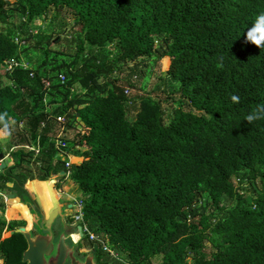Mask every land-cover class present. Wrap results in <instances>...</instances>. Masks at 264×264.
Masks as SVG:
<instances>
[{
	"label": "trees",
	"instance_id": "16d2710c",
	"mask_svg": "<svg viewBox=\"0 0 264 264\" xmlns=\"http://www.w3.org/2000/svg\"><path fill=\"white\" fill-rule=\"evenodd\" d=\"M64 11L80 29L68 39L73 58L0 75V114L15 133L0 191L14 178L24 185L64 171L53 138L65 127L73 135L63 141L81 158L69 176L84 196L80 224L98 239L85 234L82 244L99 264H118L100 240L127 264L155 256L162 264H264V120L245 121L264 104V48L244 40L264 0H0V66L44 40L60 43L63 30L45 37L29 24ZM152 58L168 59L163 97H129L128 62ZM44 99L60 105L49 114ZM38 138V155L23 149ZM242 181L256 186L251 199L239 192ZM16 226L0 219L3 264H25L22 235L3 237Z\"/></svg>",
	"mask_w": 264,
	"mask_h": 264
},
{
	"label": "rangeland",
	"instance_id": "374dc122",
	"mask_svg": "<svg viewBox=\"0 0 264 264\" xmlns=\"http://www.w3.org/2000/svg\"><path fill=\"white\" fill-rule=\"evenodd\" d=\"M9 1H13V0H9ZM12 19L14 22L8 24V28L11 30L14 29L15 25H17L16 18H12ZM74 20H76V18L71 16V14L67 11L62 12L59 15H56L55 12H51L44 20H42V18L40 17L34 18L29 24V27L33 29L34 33L38 32V35L39 34L44 35L45 37L47 36L55 37L63 30V32L61 33V40L60 43L52 41L53 43L50 44H47V42L44 40L43 44L40 47L38 48L31 47L27 51L22 52L21 61L24 63H28L32 68L41 65L42 62H44L45 60H47L48 62L54 61L52 65H49L48 62L44 65L45 68H51L56 64H60L61 61L67 62L71 58H73L72 54L75 53L76 46L68 42V39H70L72 35L80 31L78 27H73L72 24ZM33 40L34 38L31 41H29V43H31ZM157 46H159V43L157 44ZM69 51H71L72 53L71 55H67ZM135 62H128V66L134 69L135 74L132 75L131 77V83H133L134 88L130 90L127 95L131 98L147 96L157 99L159 98V95L163 97L161 92L159 93V90L166 89V84H167L166 71L168 68V59L163 58L162 60L157 62L155 58H152V60L149 62L148 61H139V62L135 61ZM5 72H6L5 66H0V75L4 76ZM5 81L6 83H10V81L6 77H5ZM162 104L164 105V102H162ZM75 129L80 130L79 121H77L75 125ZM13 130L14 129H12V131L9 130L10 134L8 136L0 137V147L5 153V157L7 156V161L9 165L12 162L10 160L11 159L10 148L11 146H13L12 140H13V134H15ZM72 135L73 133L71 131H68L67 136L71 138ZM74 162L78 163L76 161ZM23 165L31 169V166L28 165L26 162H24ZM17 171L18 170L14 171L15 175L16 173H18ZM27 172H29L28 169L26 170V174ZM42 182L43 181L34 180V183L36 184V186H38L37 187L38 191L36 190V192H38L40 196L46 193L45 187L44 185H42ZM59 186L60 188H57L56 190L57 196L64 202L73 204L74 206V208H72L73 214L74 211L75 212L77 211V213L79 212V214H81L80 202L84 198V196L81 193V191L78 189L76 184L71 179L65 178L63 179L62 183ZM238 186H239V192L241 193L242 196L248 199L252 198L253 190L256 187L254 184H251L246 181L244 182L242 181V183ZM9 193H10L9 189H4L0 191V203L2 202L6 203L5 198H7V195ZM44 203L47 204L46 202ZM49 204L51 205L50 200H49ZM234 204L235 202L232 201L229 204V206ZM21 211L23 212V210H21L18 207V205H15L14 203H10L9 201V203H6L5 205L4 214L0 212V219L5 221L6 223L7 222L16 223L17 225L16 228L22 227L25 225L24 222L26 217H24ZM13 212H17L16 216L13 215L14 214ZM4 216L6 220L4 219ZM78 217H80V215H78ZM71 220L80 223V221H76L75 219H73L72 215H71ZM9 234L10 232H4L3 237L9 236ZM205 248L206 250H209L212 249V246L210 245V243H207ZM85 249H89V248H85ZM108 258L120 264L117 259L110 256ZM0 260L2 261L1 258ZM96 261L98 263L97 258ZM148 264H162L161 256L153 257Z\"/></svg>",
	"mask_w": 264,
	"mask_h": 264
},
{
	"label": "water",
	"instance_id": "95a60500",
	"mask_svg": "<svg viewBox=\"0 0 264 264\" xmlns=\"http://www.w3.org/2000/svg\"><path fill=\"white\" fill-rule=\"evenodd\" d=\"M2 158L3 155H0V159ZM7 165L8 161L5 160L1 163L2 169ZM63 173V171L57 174L47 172V177L42 182L51 202L49 209L44 206V202L34 189V181L27 180L22 189L15 178L12 182L6 184V189L10 191L7 195V200L10 203L19 205L28 219L27 227L15 228L9 234V236L20 234L24 238L27 247L22 254L21 260L25 264H98L92 251L84 256L77 254L80 239H75V235L78 234L79 237L83 238L84 233L81 225H77L76 229L70 232L68 239H65L67 230V225L64 221L65 210H69L70 216H78V213L74 212L73 214V204L61 201L56 194L55 185L60 182ZM17 188L18 190L19 188L21 189L23 202H26L27 207L18 200L19 195H15V193L19 194L20 192V190L19 192L17 191ZM14 199H17V201ZM58 219L61 222L62 231L55 235L53 225Z\"/></svg>",
	"mask_w": 264,
	"mask_h": 264
},
{
	"label": "built area",
	"instance_id": "2783aa9c",
	"mask_svg": "<svg viewBox=\"0 0 264 264\" xmlns=\"http://www.w3.org/2000/svg\"><path fill=\"white\" fill-rule=\"evenodd\" d=\"M33 33H34V31H33ZM14 42L20 47H23L25 45V40H23L22 37L19 35L14 36ZM4 66H5L6 72L8 74H11L17 68H21V69L28 68L27 63H24L22 61H15V60L6 61L4 63ZM32 76L33 75L30 74V77H32ZM57 80H59L63 84L65 82L64 75H62V74L58 75ZM43 84H44V87L48 89L51 87L52 82L50 80H43ZM125 93L127 94L128 91L125 90ZM70 94H73L72 89H70ZM43 104H44V111L49 113V114H51L53 107H55L56 105L57 106L60 105V104H55V103L49 104V103H47V99L43 100ZM57 121L60 123H63L64 119H63V117H58ZM68 131H69V129L62 127V129L57 134V136L55 138H53V142H54L55 147H56L55 158L56 159L60 158L61 161H64V171H63L64 173L62 176L63 179L69 178L71 167L74 164H77L74 162V159H76V156L73 155L72 151L68 148V144L65 141H63V138H65L67 136ZM23 149L26 150L27 152H32L35 156L38 155L39 151H40L39 138L36 140L35 145L27 144V145L23 146ZM5 160H7V156L6 157L4 156L2 159H0V173L3 171L2 167H1V163H3ZM5 201L6 202L8 201L7 198H5ZM80 207H81V202H80ZM76 213H77V211H76ZM78 215H80V217L76 216L77 219L81 220L82 215L79 214V212H78ZM82 228H83V233L88 235L90 241L98 243V239H96V237L86 227H82ZM100 244H101L102 250L104 252L108 253L110 257L117 259L118 261L122 262L123 264H127V262L122 257H120L117 254V252H115L111 248V246L109 245V243L107 241L104 242V241L100 240ZM0 264H3V262L1 260H0Z\"/></svg>",
	"mask_w": 264,
	"mask_h": 264
},
{
	"label": "clouds",
	"instance_id": "9594fccd",
	"mask_svg": "<svg viewBox=\"0 0 264 264\" xmlns=\"http://www.w3.org/2000/svg\"><path fill=\"white\" fill-rule=\"evenodd\" d=\"M244 40L245 43L254 45L259 49L264 48V12H260L255 16L251 27L247 29V32L244 35ZM230 99L234 104L240 102V97L238 95H232ZM6 115V113L0 114V125L3 126L0 128V137H6L10 134ZM261 120H264V104H258L245 117V121L249 124Z\"/></svg>",
	"mask_w": 264,
	"mask_h": 264
},
{
	"label": "flooded vegetation",
	"instance_id": "af4514ba",
	"mask_svg": "<svg viewBox=\"0 0 264 264\" xmlns=\"http://www.w3.org/2000/svg\"><path fill=\"white\" fill-rule=\"evenodd\" d=\"M59 183V182H58ZM57 183V184H58ZM57 184L55 185V190H57ZM22 186H23V184L20 186V188L22 189ZM19 188V190H20V192H19V190H18V188H17V191L19 192V194H17V193H15V195L17 196V195H19V197H18V200H20V202L22 203L23 202V196H22V194H21V189ZM34 189H35V186H34ZM36 190V189H35ZM40 196V195H39ZM40 198H41V200L43 201L44 200V202H46L47 204H45L44 203V206H47V208L49 209L50 207H51V205L49 204V199H48V196H47V194L46 195H44V196H40ZM15 201H17V199H14ZM61 201H63V200H61ZM25 205H26V207L28 206L27 204H26V202L24 201L23 202ZM66 203H68V202H66ZM18 207L21 209V207L18 205ZM74 208V207H73ZM22 210V209H21ZM75 212V211H74ZM23 213V215H24V211L22 212ZM65 214H66V216H65V218H64V221H65V223H66V225H67V230H66V235H65V239H68V237H69V234H70V232L72 231V230H74V229H76V227H77V225H81L80 223H78V222H75L74 220H71V216H70V214H69V210H65ZM24 217H25V215H24ZM72 218L73 219H75L76 221H80V220H78L77 219V217L75 216V215H73L72 216ZM25 225L23 226V227H27L28 226V219L26 218L25 219ZM70 227H69V226ZM35 229V228H34ZM53 229H54V232H55V235H57V233H59V232H61L62 231V225H61V222L59 221V219L58 220H56L55 221V223H54V225H53ZM36 231L37 232H39L37 229H36ZM57 237V236H56ZM83 238H84V236H83ZM83 238H81V237H79V235L78 234H76L75 235V239H77V240H79L80 239V244H79V246L77 247V250H78V255H80V256H84L85 254H87L88 252H91L92 250H89V249H85V247H83V242H82V239ZM82 245V246H81ZM93 252V251H92ZM94 254H95V257H96V253L94 252Z\"/></svg>",
	"mask_w": 264,
	"mask_h": 264
},
{
	"label": "crops",
	"instance_id": "0c3cea01",
	"mask_svg": "<svg viewBox=\"0 0 264 264\" xmlns=\"http://www.w3.org/2000/svg\"><path fill=\"white\" fill-rule=\"evenodd\" d=\"M76 159H79L80 160L81 158L80 157H76Z\"/></svg>",
	"mask_w": 264,
	"mask_h": 264
}]
</instances>
